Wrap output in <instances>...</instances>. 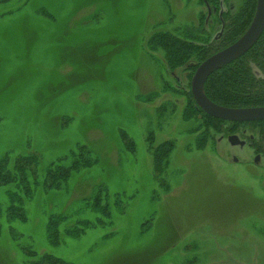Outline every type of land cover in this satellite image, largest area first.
I'll return each instance as SVG.
<instances>
[{
  "label": "rangeland",
  "instance_id": "obj_1",
  "mask_svg": "<svg viewBox=\"0 0 264 264\" xmlns=\"http://www.w3.org/2000/svg\"><path fill=\"white\" fill-rule=\"evenodd\" d=\"M202 13V0H0V161L40 159L25 222L8 223L0 187V264H264V155L255 164L213 130L200 142L193 75L152 48L159 32L214 39L217 16L200 27ZM82 155L96 164L43 188L49 165ZM98 192L108 218L87 207ZM54 216L66 217L57 244ZM83 220L94 226L65 234Z\"/></svg>",
  "mask_w": 264,
  "mask_h": 264
},
{
  "label": "trees",
  "instance_id": "obj_2",
  "mask_svg": "<svg viewBox=\"0 0 264 264\" xmlns=\"http://www.w3.org/2000/svg\"><path fill=\"white\" fill-rule=\"evenodd\" d=\"M222 2L221 0H207V2L202 0V4L206 8L209 6L212 14L214 11L217 12L216 22L222 26V31L224 29L222 37L218 40L212 39L209 34L202 35L201 32H195L191 29L176 33L159 32L155 36L154 42L156 41L157 44L153 45L152 48L157 47V49L165 52L167 69L170 72H175L181 67L189 69L190 76L194 75L201 63L235 43L248 30L256 13L257 0H243L235 12L227 9L220 17ZM208 14L209 10L207 9V13L200 15L202 24L200 27L207 24ZM150 41L152 39L147 41L149 47ZM205 93L212 102L226 108L264 107V32L258 43L247 54L209 77L205 84ZM193 101L196 105H194V111L199 116L188 111L187 118L195 119L196 117L197 119L199 117V121L201 120L195 124L194 128L196 132L200 131L198 135L200 142L210 137L211 130L225 136L239 134V136L244 137L245 134H248L247 141L252 148L258 154L264 155V121L247 123L223 121L210 117L197 106L194 98ZM170 151L171 145L168 149L160 147L159 155L156 154V158L165 157ZM72 159L69 166H65L61 162L48 166L43 182V188L46 191L61 190L75 173L96 164V160L87 155L78 158L75 156ZM39 162L40 159L36 154L15 159L7 156L0 161V187L9 188L6 191L9 204L5 214L8 223L27 220L24 206L33 199L35 188L39 185L37 181L32 184L30 174H35ZM87 207L106 216V218L110 216L109 204L108 202L102 203V196L99 192L87 203ZM65 218L64 216H54L49 219L47 233L52 244H57L61 240L60 226L65 222ZM93 226L91 221L83 220L74 227L66 229L65 234L71 238H78ZM29 256L33 257L32 254ZM30 264L67 263L61 259L45 256L39 261L30 262Z\"/></svg>",
  "mask_w": 264,
  "mask_h": 264
},
{
  "label": "water",
  "instance_id": "obj_3",
  "mask_svg": "<svg viewBox=\"0 0 264 264\" xmlns=\"http://www.w3.org/2000/svg\"><path fill=\"white\" fill-rule=\"evenodd\" d=\"M207 2V0H205ZM209 10V15L211 10ZM264 32V0H257V8L254 19L243 34L235 43L219 51L206 59L196 70L192 81L191 91L197 106L210 117L232 123H247L264 121V107L257 108H226L212 102L205 93V84L209 77L222 68L232 64L247 54L260 40ZM222 32L216 38H219ZM231 146L243 148L246 142L237 135L228 137ZM235 161H237L235 159ZM260 157L255 159L258 164Z\"/></svg>",
  "mask_w": 264,
  "mask_h": 264
},
{
  "label": "flooded vegetation",
  "instance_id": "obj_4",
  "mask_svg": "<svg viewBox=\"0 0 264 264\" xmlns=\"http://www.w3.org/2000/svg\"><path fill=\"white\" fill-rule=\"evenodd\" d=\"M221 6H222V4H221ZM207 9H208V8H207ZM225 11H227V10H223V9H222V10L220 11V17L222 16V14H223ZM216 13H217V12L214 11L213 14H212V16H213L214 14L216 15ZM210 15H211V14H210ZM210 15L208 14V17H209ZM212 16H211V17H212ZM216 16H217V15H216ZM209 18H210V17H209ZM216 21H217V17H216ZM223 25H224V22H223ZM221 27H222V26H221ZM222 29H223V28H222ZM223 31H224V29H223ZM223 31L220 30V33L223 32ZM222 34H223V33H222ZM217 36H218V35H217ZM217 36H216V37H217ZM216 37H215V39L218 40L219 38L222 37V35H221L219 38H216ZM226 48H227V47H226ZM224 49H225V48H224ZM222 50H223V49H222ZM220 51H221V50H220ZM217 53H218V52H217ZM215 54H216V53H215ZM213 55H214V54H213ZM210 57H211V56H210ZM201 64H202V63H201ZM199 66H200V65H199ZM196 70H197V69H196ZM195 72H196V71H195ZM194 74H195V73H194ZM193 76H194V75H193ZM192 78H193V77H192ZM191 81H192V80H191ZM190 89H191V85H190ZM191 93H192V91H191ZM192 96H193V95H192ZM232 135H238V134H232ZM230 136H231V135H228V136L226 137V138H227V141H228V137H230ZM251 139H253V137H251ZM243 141H244V140H243ZM245 142H246V140H245ZM228 143H229V142H228ZM229 144H230V143H229ZM246 145H247V146H250V147L252 148L251 144H248L247 142H246ZM246 145H245V146H246ZM230 146H231V145H230ZM245 146H244V147H245ZM232 147H234V148H235V147H239V145H238V146H232ZM244 147H243V148H244ZM239 148H241V147H239ZM243 148H241V149H243ZM252 149H253V148H252ZM257 154H258V153H257ZM260 155H262V154H258V155L255 157V159H256L257 157H260ZM260 158H261V157H260ZM235 159L238 161L237 158H234V161H235ZM254 162H255V161H254ZM255 164H256V163H255Z\"/></svg>",
  "mask_w": 264,
  "mask_h": 264
}]
</instances>
